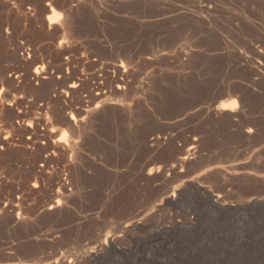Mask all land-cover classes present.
<instances>
[{
  "label": "rangeland",
  "instance_id": "obj_1",
  "mask_svg": "<svg viewBox=\"0 0 264 264\" xmlns=\"http://www.w3.org/2000/svg\"><path fill=\"white\" fill-rule=\"evenodd\" d=\"M36 1L0 0V264H264V0Z\"/></svg>",
  "mask_w": 264,
  "mask_h": 264
},
{
  "label": "bare ground",
  "instance_id": "obj_2",
  "mask_svg": "<svg viewBox=\"0 0 264 264\" xmlns=\"http://www.w3.org/2000/svg\"><path fill=\"white\" fill-rule=\"evenodd\" d=\"M28 1V0H27ZM47 1V0H46ZM53 1H55V0H53ZM68 1H70V2H72V0H68ZM21 2V1H20ZM37 2V6H40L41 5V0H37L36 1ZM44 2H45V0H44ZM57 2V1H56ZM62 2V1H61ZM67 2V1H66ZM75 2V1H74ZM53 3H55V2H53ZM53 3H52V5H53ZM9 4V3H8ZM50 4H51V2H50ZM44 5V4H43ZM52 5H50L49 6V8H45V11L48 13H46L47 15L45 16V18H46V23H48L49 25H51L52 27H55V26H53V24L55 25V23L57 22V20H59V16H60V14H58L55 10H54V8H55V5L56 4H54V8L53 7H51ZM60 4H58L57 6H59ZM70 5V4H69ZM72 5H70V7H71ZM45 7V6H44ZM60 7V6H59ZM65 7V6H64ZM68 7V6H67ZM67 7H65V9L67 8ZM17 8V7H16ZM61 8V7H60ZM60 8H58L57 7V11L59 10L61 13H62V11L64 12V8L62 7V9H60ZM68 9V8H67ZM62 10V11H61ZM68 11V10H67ZM41 12H42V10H41ZM65 12H66V10H65ZM68 12H70V8H69V11ZM67 12V13H68ZM44 14V13H43ZM63 14V13H62ZM69 14V13H68ZM39 16H40V14H39ZM65 15L63 14V17H64ZM68 16V15H67ZM43 17V16H42ZM41 17V18H42ZM65 18H67V17H65ZM64 18V19H65ZM12 19V18H11ZM71 20V19H70ZM69 20V21H70ZM43 21H44V19H43ZM62 21V20H61ZM72 22V21H71ZM29 23V22H28ZM59 24V23H58ZM65 24H66V20H65ZM77 24V23H76ZM38 25V24H37ZM40 25H41V23H40ZM62 25H64V24H62ZM67 25V24H66ZM65 25V26H66ZM64 26V27H65ZM82 26V25H81ZM52 27H50V28H52ZM48 28H49V26H48ZM49 28V29H50ZM56 28H57V25H56ZM66 28V27H65ZM58 29V28H57ZM56 29V30H57ZM63 29V28H62ZM69 29V28H68ZM75 29V28H74ZM45 30H47V28L45 29ZM53 30V29H52ZM55 30V29H54ZM71 30V29H70ZM76 30V29H75ZM58 31H59V29H58ZM57 31V32H58ZM62 31V30H61ZM80 31V30H79ZM54 32V31H53ZM56 32V31H55ZM64 32V31H63ZM69 32V31H68ZM72 32V31H71ZM76 32L77 31H75V33L74 34H76ZM34 33V32H33ZM59 33V32H58ZM57 33V34H58ZM61 33V32H60ZM59 33V34H60ZM65 33H67L66 31H65ZM49 34V33H48ZM56 34V35H57ZM70 34H72V33H70ZM55 34H54V36H56ZM78 35H79V33H78ZM37 36V35H36ZM39 36V35H38ZM58 36V35H57ZM70 36H72V35H70ZM74 36V35H73ZM65 37H66V35H65ZM71 38V37H70ZM73 38V37H72ZM53 39V38H52ZM123 63V62H122ZM125 66V65H124ZM121 68V67H120ZM259 75V77L260 78H262V79H264V77L262 76V75H260V74H258ZM241 88V87H240ZM70 89H73V88H70ZM244 89V88H243ZM229 91V90H228ZM237 91L235 90V93H236ZM246 92V91H245ZM244 92V93H245ZM233 93H234V91H233ZM241 93H242V91H241ZM238 94V93H237ZM226 96L229 98L226 102H224V103H222V104H220L219 106H217V107H215V109L212 111L211 110V112L209 111L208 112V116L209 117H211V119H213V120H217V121H221V120H227V121H232L235 117H238V113H239V111H241V110H237L236 109V99H233V94L232 93H227L226 94ZM235 97H236V94L234 95ZM243 96V95H242ZM244 105V104H243ZM242 106V105H241ZM240 106V107H241ZM239 107V106H238ZM245 108V107H244ZM95 110V109H94ZM94 110L92 111V112H94ZM229 112L228 114H224V112ZM74 117V116H73ZM238 118H240V117H238ZM70 119V118H69ZM74 119V118H73ZM68 120V119H67ZM247 121V120H246ZM70 122V123H69ZM69 122H67L66 124H71V123H73V121H69ZM222 122V121H221ZM248 122V121H247ZM249 123H250V121H249ZM68 124V125H69ZM76 124V123H75ZM82 125V124H81ZM242 125H244V123L242 124ZM242 125H240V129L242 128L241 126ZM67 126V125H66ZM74 126V125H73ZM237 126H239V125H237ZM244 126H247V123H246V125H244ZM243 126V127H244ZM249 126V125H248ZM251 126V125H250ZM68 128H69V126H68ZM238 128V127H237ZM67 129V128H66ZM70 129H72V127H71V125H70ZM244 128H242V130H243ZM68 130V129H67ZM253 130H254V128H253ZM253 130L251 129V128H247V129H245V133H244V131H243V135L245 134L246 135V137H249L250 138V136L252 135V134H254L253 133ZM66 131V130H65ZM69 131V130H68ZM255 131V130H254ZM67 132V131H66ZM71 132V131H70ZM240 132V131H239ZM64 133V132H63ZM241 133V132H240ZM64 136H66V135H64ZM67 137V136H66ZM252 137H253V135H252ZM58 139V138H57ZM153 139V138H152ZM248 139V138H247ZM60 140V139H59ZM67 141V140H66ZM164 142H165V140H162V141H160V140H157V139H153L152 141H151V143H153L154 145H156V147H159V146H161V145H163L164 144ZM66 143V142H65ZM150 143V144H151ZM57 144H59V143H57ZM60 145V144H59ZM66 144H64V146H65ZM153 145V146H154ZM63 146V145H62ZM73 148V147H72ZM79 148V147H78ZM64 149V148H63ZM66 149L68 150V148L66 147ZM74 149V148H73ZM67 150L65 151V149H64V151L65 152H67ZM77 150V149H76ZM75 150V151H76ZM190 151V150H189ZM69 152V151H68ZM188 152V151H187ZM186 152V153H187ZM191 152V151H190ZM70 155H73V154H70ZM183 155H185V154H183ZM189 155V154H188ZM192 155V154H191ZM190 155V156H191ZM186 156V155H185ZM183 157L182 159H181V161H185L186 160V157ZM188 158V157H187ZM190 158V157H189ZM188 158V159H189ZM187 159V160H188ZM191 160V159H190ZM187 162V161H186ZM185 163V162H184ZM184 163H183V165H184ZM181 165V164H180ZM183 165H181V166H183ZM214 169V168H213ZM168 170H170V169H168ZM174 170V169H173ZM156 172V171H155ZM154 172H153V170H150V171H148V175H151V174H153ZM158 173H162L161 172V170H160V172H158ZM155 174V173H154ZM160 174H158V175H160ZM155 176H157V175H155ZM154 177V176H153ZM147 180V179H146ZM200 180V179H199ZM199 180H197V181H199ZM147 182V181H146ZM171 194H173V193H171ZM169 196V195H168ZM174 197V196H173ZM216 198L218 197V196H215ZM176 198V197H175ZM212 198H214V196L212 195ZM169 200V199H168ZM53 204V203H52ZM59 204L60 203H57V205L56 206H59ZM54 205V204H53ZM54 207V206H53ZM50 208V207H49ZM54 209V208H53ZM52 209V210H53ZM57 209H59V208H57ZM128 224V223H127ZM130 225V224H129ZM128 227V226H127ZM112 240H114V239H112ZM108 241V240H107ZM111 242V241H110ZM109 245V244H108ZM98 254V253H97ZM67 264H71V263H67Z\"/></svg>",
  "mask_w": 264,
  "mask_h": 264
}]
</instances>
